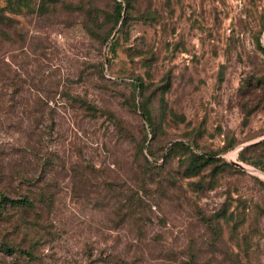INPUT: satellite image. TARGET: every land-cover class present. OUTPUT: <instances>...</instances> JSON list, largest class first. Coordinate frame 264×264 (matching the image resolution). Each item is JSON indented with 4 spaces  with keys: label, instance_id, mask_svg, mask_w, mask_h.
Returning <instances> with one entry per match:
<instances>
[{
    "label": "rangeland",
    "instance_id": "1",
    "mask_svg": "<svg viewBox=\"0 0 264 264\" xmlns=\"http://www.w3.org/2000/svg\"><path fill=\"white\" fill-rule=\"evenodd\" d=\"M0 14V264H264V0Z\"/></svg>",
    "mask_w": 264,
    "mask_h": 264
},
{
    "label": "trees",
    "instance_id": "2",
    "mask_svg": "<svg viewBox=\"0 0 264 264\" xmlns=\"http://www.w3.org/2000/svg\"><path fill=\"white\" fill-rule=\"evenodd\" d=\"M122 5L119 4V10H118V22L120 21V18L122 16ZM0 20H11L10 18L4 17L2 14H0ZM146 115L150 118V114L149 112L145 111ZM257 144H262L264 145V140L261 142L256 143ZM151 154V153H150ZM148 160V159H147ZM209 157L204 156V155H199L196 156L193 159V165H192V169H194L193 172H199L200 169L204 166H206L209 163ZM149 161V160H148ZM15 206V207H32L33 204V200H31L28 197L25 198H11L5 194H2L0 197V209H4L6 208V206ZM8 251H11L10 248H7Z\"/></svg>",
    "mask_w": 264,
    "mask_h": 264
},
{
    "label": "water",
    "instance_id": "3",
    "mask_svg": "<svg viewBox=\"0 0 264 264\" xmlns=\"http://www.w3.org/2000/svg\"><path fill=\"white\" fill-rule=\"evenodd\" d=\"M239 165H241L240 163H238Z\"/></svg>",
    "mask_w": 264,
    "mask_h": 264
}]
</instances>
